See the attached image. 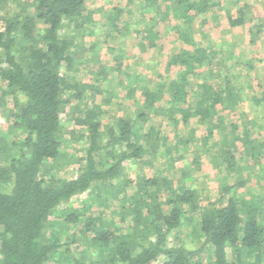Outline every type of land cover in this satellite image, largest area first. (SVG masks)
I'll list each match as a JSON object with an SVG mask.
<instances>
[{
  "label": "trees",
  "instance_id": "1",
  "mask_svg": "<svg viewBox=\"0 0 264 264\" xmlns=\"http://www.w3.org/2000/svg\"><path fill=\"white\" fill-rule=\"evenodd\" d=\"M145 1L144 11L154 12L155 5H159L163 14L172 13L179 21L175 33L189 43L192 35L185 26L212 3L211 0ZM15 2L19 10H9L1 18L3 26L0 24V104L13 103L6 116L9 126L6 131L0 129V264L64 263L61 256L68 262L78 235L97 249L103 264H264V198L260 194L241 196L240 189L248 184L247 176L244 166L234 161V153L227 152L230 168L238 173L237 180L223 187V203H212L198 218L194 216L200 209L197 189L182 188L178 199L169 193L167 209L157 198L160 179L134 181L125 172L126 162L165 152L161 132L154 124L148 128L142 124L148 119L143 111L136 118L121 117L115 126L109 125L104 130L102 110L90 107L79 110L82 114L75 121L88 129L85 166L71 177H56L44 168L47 159H60L66 143L75 139V132L66 130L63 119L66 107L73 98L82 97L80 86L94 87L81 84L62 71L72 69L82 59L75 35L92 32L88 27L94 21L95 11L89 8L90 0ZM246 10L239 8L236 16L229 15L230 25H243ZM123 11L118 5L109 11L112 31L123 32L117 23ZM124 27L128 30L130 26ZM260 27L256 26L257 31L251 28V43L256 42ZM154 29L153 24H147L137 31L149 46L158 47L161 32L170 31L172 26ZM194 46L193 51L183 49L170 57L168 62L180 67V75L168 81L162 77L154 89L138 90L142 77L130 73L127 96L154 110L165 94L170 95L173 109L183 107L191 94L197 95L201 107L181 108L183 122L188 123L192 116H199L207 125L214 116L222 120L218 106L236 100L239 91L233 92L229 78L210 83L208 77L195 92L190 90L188 86L198 68L213 59L205 48L196 47L195 43ZM246 63L252 67L250 60ZM262 87L257 95L260 103H264ZM213 126L207 127L209 134ZM262 150L264 142L252 144L247 156ZM254 173L264 179V164L260 163ZM169 181L168 177L162 180ZM101 186L109 187L113 194L119 186L123 192V214L115 226L95 230L97 216L92 215L95 213L87 205L78 212L65 214L58 223L51 220L63 201ZM88 211L90 216H86ZM128 219L132 221L130 230L118 232ZM76 221H85L84 230L61 228ZM192 221L191 231L198 239L189 245L174 232ZM94 230L95 234L90 236L89 231ZM228 248L232 249L233 260L228 256ZM72 261L83 264L80 258Z\"/></svg>",
  "mask_w": 264,
  "mask_h": 264
},
{
  "label": "rangeland",
  "instance_id": "2",
  "mask_svg": "<svg viewBox=\"0 0 264 264\" xmlns=\"http://www.w3.org/2000/svg\"><path fill=\"white\" fill-rule=\"evenodd\" d=\"M211 1L204 13L195 16L191 23L185 26L192 35V42L189 43L184 42L183 38L175 33L176 23L179 22L176 17L172 13L163 14L164 11L159 5H155L152 12L143 10L145 0H90L89 8L95 11L94 21L88 27L92 32L86 36L75 35L77 50L82 59H79L72 69H64L62 72L81 84L88 83L94 87L80 86L78 89L82 92V97L73 98L72 103L66 107L63 114L66 130L74 131L75 139L66 143L60 159H47L44 168L51 170L56 177H71L77 175L79 169L85 166L86 147L89 144L86 137L88 129L75 121V118L82 114L79 110L89 107L102 110L104 130L109 125L115 126L121 117L136 118V114L143 111L147 113L148 119L142 121V124L146 128L154 124L161 132L165 152L152 157L145 155L142 159L150 161L149 163H143L142 159L131 160L124 164V168L134 181L153 177L160 179L161 187L158 188L160 190L157 198L162 202L163 208L169 207V204L165 203L169 193L174 199H178L177 196L186 186L198 190L200 209L195 213V218L212 203H223V187L233 184L238 175L235 168H230V155L227 153L229 151L234 153V161L244 166L243 172L247 176L248 184L240 189L241 196L260 194L264 198V179L254 173L260 163L264 164V150L257 151L252 157L247 156L252 144L264 142V103L257 101V95L264 85V0ZM165 4L162 3L163 6ZM167 4H170V1ZM244 4H247L246 7ZM116 5L124 8L117 21L119 26L123 27V32L112 31L108 20L109 11ZM239 8L247 9L246 22L241 26H232L228 16H236ZM9 10H19L17 2L2 0L0 19L4 18L7 12L10 13ZM2 20L0 24L3 26ZM147 24H153L157 30L165 26H172V29L162 31L157 39L158 47H151L137 31ZM259 24L262 27L258 28V38L255 43H251V28L257 31L256 26ZM125 25L130 26L128 30ZM194 43L196 47L205 48L213 59L198 68L188 86L189 89L195 92L198 85L208 77L207 81L210 83L219 78H229L233 92L239 91L236 100L218 106L222 120L219 116H214L207 125L199 116H192L188 123H184L181 108H200L197 95L191 94L183 107L173 109L170 105V95L165 94L156 102L154 110L144 108L127 96L130 73L142 77L138 90L145 87L154 89L156 82L162 77L168 81L179 76L180 67L170 65L168 61L174 53L183 49L193 51ZM249 60L252 67L246 63ZM12 105L11 101L6 106L0 104V129L3 131L9 126L6 116L10 114ZM210 124L215 125L212 134H209L207 128ZM82 136L83 139H79ZM67 138H70L69 133ZM164 177H168L170 181L162 182ZM110 191L109 187L101 186L63 201L56 214L51 215V220L58 223L63 220L65 214L78 212L87 205L90 206V211L95 213L92 215L97 216L95 230L112 228L116 222H120L123 214V192L119 186L114 189L115 194ZM129 191L131 192L130 189ZM183 209H186V206ZM91 212L88 211L86 216H90ZM84 223L85 221L66 223L61 228L84 230ZM192 223L193 221L174 232L189 245L195 244L194 241L198 239V235L191 231ZM131 224L132 221L128 219L121 224L118 232L130 230ZM95 230L89 231V235L93 236ZM62 236L64 239L65 235ZM73 247L75 248L69 256L72 257L70 261L65 262V256H61V262L64 263H51L73 264L72 260L80 258L83 264H103L97 249L92 247L86 238L78 235ZM228 256L230 260L234 259L231 248H228ZM163 258L164 256H161L160 260Z\"/></svg>",
  "mask_w": 264,
  "mask_h": 264
},
{
  "label": "crops",
  "instance_id": "3",
  "mask_svg": "<svg viewBox=\"0 0 264 264\" xmlns=\"http://www.w3.org/2000/svg\"><path fill=\"white\" fill-rule=\"evenodd\" d=\"M140 164V163H139Z\"/></svg>",
  "mask_w": 264,
  "mask_h": 264
}]
</instances>
